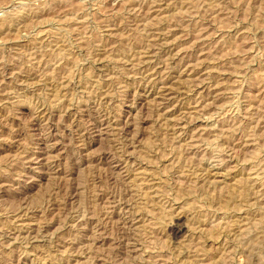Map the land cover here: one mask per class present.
<instances>
[{"label": "rangeland", "instance_id": "obj_1", "mask_svg": "<svg viewBox=\"0 0 264 264\" xmlns=\"http://www.w3.org/2000/svg\"><path fill=\"white\" fill-rule=\"evenodd\" d=\"M0 264H264V0H0Z\"/></svg>", "mask_w": 264, "mask_h": 264}]
</instances>
